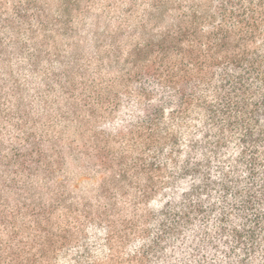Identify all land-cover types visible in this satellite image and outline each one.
Returning a JSON list of instances; mask_svg holds the SVG:
<instances>
[{
  "label": "trees",
  "instance_id": "obj_1",
  "mask_svg": "<svg viewBox=\"0 0 264 264\" xmlns=\"http://www.w3.org/2000/svg\"><path fill=\"white\" fill-rule=\"evenodd\" d=\"M146 1L100 42L78 101L64 74L61 130L38 134L20 88H0L20 133L0 138V264H264V0ZM30 8L4 21L15 37ZM74 152L100 170L91 194L63 178Z\"/></svg>",
  "mask_w": 264,
  "mask_h": 264
},
{
  "label": "rangeland",
  "instance_id": "obj_2",
  "mask_svg": "<svg viewBox=\"0 0 264 264\" xmlns=\"http://www.w3.org/2000/svg\"><path fill=\"white\" fill-rule=\"evenodd\" d=\"M130 2L136 3L135 17L141 18L148 8L145 7L146 0H0V88L5 87L6 93L12 92L13 86L20 88L19 99L30 119L39 124L38 134L50 126L61 130V111H65L69 99H73L63 89L64 74L73 77L72 82L77 87L74 100L77 98L78 101L79 86L88 79L90 82L95 79L100 54L98 47L102 42H108L105 50L110 48L107 37L123 22ZM27 4L31 5L26 13L31 24L21 26L18 37H15L4 21L17 23V11L24 10ZM38 11H44L48 16L47 31L37 25L35 16ZM30 30L36 32L33 38ZM37 50L41 51V59L34 65L31 57ZM9 75L13 80L9 81ZM1 104L10 118L0 124V138L5 146H9L20 138V133L13 127L16 102L3 100ZM108 118L99 127L115 133L113 127L122 125L124 113L114 117V126L108 123ZM74 133L75 128L72 127L71 136L68 134L71 140H77L72 137ZM66 161L67 173L63 178L67 176L71 188L78 186L80 191H75V195L91 194L100 181L98 167L87 163L78 152L67 155ZM157 205L152 203L153 208Z\"/></svg>",
  "mask_w": 264,
  "mask_h": 264
}]
</instances>
